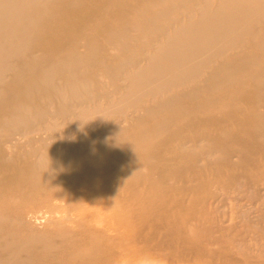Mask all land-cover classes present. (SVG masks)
<instances>
[{"label": "bare ground", "instance_id": "obj_1", "mask_svg": "<svg viewBox=\"0 0 264 264\" xmlns=\"http://www.w3.org/2000/svg\"><path fill=\"white\" fill-rule=\"evenodd\" d=\"M258 186L264 0H0V264H264Z\"/></svg>", "mask_w": 264, "mask_h": 264}, {"label": "rangeland", "instance_id": "obj_2", "mask_svg": "<svg viewBox=\"0 0 264 264\" xmlns=\"http://www.w3.org/2000/svg\"><path fill=\"white\" fill-rule=\"evenodd\" d=\"M166 152L162 156H166ZM149 164L157 163L154 160H149ZM163 166V168H168L166 161L158 163ZM162 168V167H160ZM239 186H245L240 183ZM226 201L225 208L222 211V216L224 213L227 215V219L234 218L236 222L240 223L243 219L248 218L253 223L259 222L261 226H264V186L251 187L246 190H238L232 195H227L224 198ZM259 220V221H258ZM45 229H52V226H49L47 223L42 224ZM264 228V227H263ZM246 241L248 242L247 251H249L254 256L260 255L261 252H264V240L262 241L258 236L251 233H245ZM231 258L234 261H239V254L232 253ZM254 264H258L255 262Z\"/></svg>", "mask_w": 264, "mask_h": 264}]
</instances>
